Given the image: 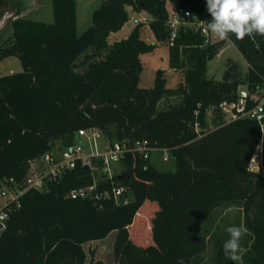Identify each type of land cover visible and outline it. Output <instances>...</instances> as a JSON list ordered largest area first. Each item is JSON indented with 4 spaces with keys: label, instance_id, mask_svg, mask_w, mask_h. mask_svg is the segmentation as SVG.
Segmentation results:
<instances>
[{
    "label": "trees",
    "instance_id": "trees-1",
    "mask_svg": "<svg viewBox=\"0 0 264 264\" xmlns=\"http://www.w3.org/2000/svg\"><path fill=\"white\" fill-rule=\"evenodd\" d=\"M52 1L49 23L20 17L21 1L8 8V0H0V15L18 9L0 61L17 56L23 65L0 75L2 188L22 183L33 160L54 151L59 140L61 149L72 144L80 129H100L110 143L148 139L171 153L177 168L159 169L139 151H127L112 178L97 174L99 191L125 187L119 202L70 195L95 181L91 166L81 163L47 179L44 190L28 189L10 205L0 264H102L85 244L113 231L115 264H207L210 248L212 264H240L223 251L226 229L234 225L223 224V211L231 206L242 210L237 226L246 231L242 264H264V146L262 169L251 168L262 125L250 117L227 119L223 109L237 101L242 84L262 82L264 37L207 42L201 30L183 25L171 40L173 9L201 14L208 24L206 0H102L80 34L77 0ZM131 11L147 17L156 43L142 37V23L109 43ZM228 40L244 56L246 72L229 58L223 77H210L208 64ZM158 42H168L169 66L183 73L176 88L167 86L163 68L154 86H140L141 55Z\"/></svg>",
    "mask_w": 264,
    "mask_h": 264
},
{
    "label": "built area",
    "instance_id": "built-area-1",
    "mask_svg": "<svg viewBox=\"0 0 264 264\" xmlns=\"http://www.w3.org/2000/svg\"><path fill=\"white\" fill-rule=\"evenodd\" d=\"M134 21L137 22L138 19L135 18ZM170 25L172 28L171 40L177 36L179 28L183 25L201 30L207 42L220 40L207 30L205 16L190 10L173 9ZM223 109L225 112L232 113L230 119L250 117L261 123L263 129L262 141L252 161H257L259 158L262 163L264 146V76L262 82L257 85L242 84L238 91L237 101L232 104H223ZM101 140L105 141V146L102 145ZM59 149L60 155L52 151L33 160L30 171L22 183H8L1 189L0 195L3 200L0 203V234L7 228L9 208L12 202L19 204L20 196L30 188L44 190L47 179L59 178L67 171L75 169L79 163L91 166L95 181L92 185L73 190L70 194L72 197H90L96 200L113 197L119 202L122 199L121 196L125 191V187L114 186L112 190L99 191L97 174L100 173L112 178L116 173L114 165L120 163L129 150L139 151L145 158H150L153 151L159 150L157 147L152 146L148 139H138L134 142L123 140L110 143L106 140L103 132L97 128L80 129L72 144ZM94 158L100 160L102 164L95 165ZM165 159H168V157L165 156ZM251 168H253L252 164Z\"/></svg>",
    "mask_w": 264,
    "mask_h": 264
},
{
    "label": "rangeland",
    "instance_id": "rangeland-1",
    "mask_svg": "<svg viewBox=\"0 0 264 264\" xmlns=\"http://www.w3.org/2000/svg\"><path fill=\"white\" fill-rule=\"evenodd\" d=\"M23 2V10H21L20 17L31 18L34 20L44 21L52 23L54 21V9L52 0H8V8L15 2ZM102 0H77V14H78V30L81 34L89 26L93 24V13L96 8L101 5ZM137 17L138 21L135 22L133 19ZM149 20L147 17L138 14L134 11L130 13L129 21L119 30L113 32L109 37V43H113L117 40H121L129 36L131 30L137 23H142L144 28L141 31L142 37L149 42H155L156 38L153 32L148 26ZM13 35V27L9 24L5 29L0 32V44L9 40ZM142 61L144 63V70L141 74V87H152L155 84L157 70L163 68L166 70L168 77L169 88H176L182 82H184L183 73L181 71H175L169 66V46L168 42H158L157 48L153 52L144 53L141 55ZM231 58L241 65L242 73L246 72L247 63L240 52V50L233 44L232 41L228 40L225 46L221 49L220 53L209 62L208 74L210 77L216 79H221L227 68V60ZM23 70V65L21 60L17 56H11L0 61V75L8 74L11 72H18ZM168 98L167 101L174 100ZM161 106V105H160ZM162 107V106H161ZM227 119L231 118V114L227 112ZM212 120V116L209 117ZM212 126V124H211ZM102 141V140H101ZM54 151L57 155H60V140L56 142ZM167 156L168 159H164ZM159 166V169L175 171L177 168L176 159L169 152L157 151L154 152L152 157V162ZM252 166L254 169H262L261 160L258 158L257 161H252ZM2 186L0 185V193ZM2 197L0 196V202H2ZM222 222L225 224L227 221L230 224H236L238 217H242V210L236 206H231L226 208L223 211ZM116 233L110 234L109 238L105 239L102 242L96 243H86L85 248L87 251L90 249H96V260H100L102 264H115L114 257V239L116 238ZM245 238V237H244ZM243 238V240H244ZM210 244V243H209ZM243 252V251H241ZM241 257V256H240ZM90 260V256H89ZM212 250L211 248L206 253V263L212 264ZM240 264L242 261L240 259Z\"/></svg>",
    "mask_w": 264,
    "mask_h": 264
},
{
    "label": "clouds",
    "instance_id": "clouds-1",
    "mask_svg": "<svg viewBox=\"0 0 264 264\" xmlns=\"http://www.w3.org/2000/svg\"><path fill=\"white\" fill-rule=\"evenodd\" d=\"M206 10L211 17L207 30L220 40H226L230 35L241 41L264 37V0H206ZM226 232L228 239L223 242L225 258L239 261L241 240L246 231L243 226L232 225Z\"/></svg>",
    "mask_w": 264,
    "mask_h": 264
},
{
    "label": "water",
    "instance_id": "water-1",
    "mask_svg": "<svg viewBox=\"0 0 264 264\" xmlns=\"http://www.w3.org/2000/svg\"><path fill=\"white\" fill-rule=\"evenodd\" d=\"M18 16V9L13 8L5 11L2 15H0V32L5 29L9 24H11L12 20Z\"/></svg>",
    "mask_w": 264,
    "mask_h": 264
},
{
    "label": "crops",
    "instance_id": "crops-1",
    "mask_svg": "<svg viewBox=\"0 0 264 264\" xmlns=\"http://www.w3.org/2000/svg\"><path fill=\"white\" fill-rule=\"evenodd\" d=\"M77 15H78V14H77ZM134 18H135V17H134ZM78 21H79V18H78ZM78 31H79V30H78ZM102 145H103V146L106 145L104 140H102ZM157 151L168 152L167 150H161V149L153 151V152L151 153V156H150V160H151V162H152V157H153L154 152H157ZM164 159H165V157H164ZM152 163H153L157 168H159V166L154 162V160H153ZM114 169H115V172L117 173V171L120 170V163H116V164L114 165ZM0 203H1V202H0ZM113 232L116 233V231H113ZM113 232H111L110 234H112ZM110 234H109L106 238L99 239V240H94V241L89 242V243L102 242V241H104L105 239L109 238ZM115 237H116V236H115ZM114 241H115V239H114Z\"/></svg>",
    "mask_w": 264,
    "mask_h": 264
}]
</instances>
